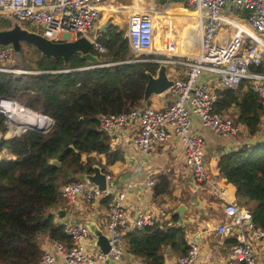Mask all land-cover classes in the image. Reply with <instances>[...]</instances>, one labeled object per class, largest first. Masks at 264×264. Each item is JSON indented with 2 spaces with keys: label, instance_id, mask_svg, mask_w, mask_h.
Returning a JSON list of instances; mask_svg holds the SVG:
<instances>
[{
  "label": "built area",
  "instance_id": "built-area-1",
  "mask_svg": "<svg viewBox=\"0 0 264 264\" xmlns=\"http://www.w3.org/2000/svg\"><path fill=\"white\" fill-rule=\"evenodd\" d=\"M107 0H0V20L9 15L30 32L55 41L76 40L86 37L91 42L92 52H108L102 37L110 23H102V5ZM196 14L201 27V50L199 55L178 56L169 60L131 59L129 62H165L168 65L184 66L181 78H174V84L165 92L172 95L162 108L145 104L122 113H102L99 116V130L110 140L121 134L130 125H137V132L130 144L148 155L151 151L168 142L172 133L178 135L184 144V159L194 181L222 199L225 221L216 228L219 235H235L237 242L225 261L219 264H258L256 243L264 247V230L254 225L252 212L229 198L224 186L205 155L204 140L193 130V118L215 134L236 141L235 148L251 145L237 140L243 124L230 110L216 111L219 92L224 89L237 90L243 83L251 86L264 105V0H182ZM154 5L145 11L132 12L128 18L127 37L134 54H151L156 33L153 13ZM229 12H234L236 18ZM39 29L40 31H36ZM97 53H95V52ZM14 55L12 45H0V72L15 73L6 63ZM99 57V56H98ZM161 60V61H160ZM115 62L101 63L96 67H107ZM91 67V66H90ZM212 79L219 87L211 88ZM14 98L1 97L0 107ZM5 114L7 130L12 122ZM51 127L46 130L50 131ZM24 132V131H23ZM112 176L108 174V181ZM115 192L110 186L106 191L86 180L66 183L61 187V197L71 204L78 198L87 203L109 200L107 235L111 251L99 250L93 254L92 233L83 223L67 221L64 231L68 241L53 240L52 250L43 251L38 264H146L135 257L128 261L125 246L127 232L159 225L156 216L141 212L133 219L127 206L129 190ZM201 234L186 239L188 252L176 264H216L200 261ZM58 258L62 260L60 263ZM218 264V263H217Z\"/></svg>",
  "mask_w": 264,
  "mask_h": 264
},
{
  "label": "trees",
  "instance_id": "trees-1",
  "mask_svg": "<svg viewBox=\"0 0 264 264\" xmlns=\"http://www.w3.org/2000/svg\"><path fill=\"white\" fill-rule=\"evenodd\" d=\"M0 24L4 25L1 29L13 27L7 19L0 20ZM102 40L108 52L101 63L116 64L78 70L93 64L77 53L71 56L69 65L62 58L42 56L36 67H28L43 73L0 72V98H23L27 107L55 122L48 132L28 129L6 139V117L0 116V153L7 151L15 157L0 160V264H38L43 253L39 241L42 234L68 241L65 225L56 221L61 187L78 181L80 174L93 172L96 163L105 171L104 157L107 165L122 159L112 150L109 136L99 130L98 118L102 113L116 114L144 106L147 72H155L159 63L129 62L135 56L127 30L117 24L109 26ZM164 57L143 55L141 59ZM61 70L65 72L47 73ZM258 70L264 71V67ZM219 94L216 111L235 107L239 111L237 121L250 134L259 132L264 105L251 86L243 83L237 90L228 88ZM21 130H10L9 134ZM51 159L60 164L50 163ZM217 169L226 182L237 188V202L251 210L255 227L264 230V140L222 155ZM164 190L163 186L156 188L158 194ZM125 246L127 255L141 258L146 264H165L168 247L181 256L189 249L186 231L179 225L129 231Z\"/></svg>",
  "mask_w": 264,
  "mask_h": 264
},
{
  "label": "crops",
  "instance_id": "crops-1",
  "mask_svg": "<svg viewBox=\"0 0 264 264\" xmlns=\"http://www.w3.org/2000/svg\"><path fill=\"white\" fill-rule=\"evenodd\" d=\"M173 2L184 4L182 0H174ZM146 3L145 0H107L101 7L104 16H102V23L117 24L122 28L125 26L127 28L128 18L132 12L145 11L152 5L156 9L155 11L158 10L154 2H150V5ZM167 7L169 8V5ZM168 8L164 7L166 14H169ZM119 12H122V14L117 15L115 19L111 18ZM183 15V18L193 22L191 14ZM193 15L197 20V24L185 26L177 40V55L179 56L199 52L201 42L200 25L196 15L194 13ZM179 18L182 17L177 15V22L181 25L178 21ZM171 98L172 95L163 93L159 96H153L148 104L153 107L162 108ZM229 110L237 117L239 116L237 108H230ZM193 121L194 132L204 140L208 164L212 167L220 182L227 187L229 198L237 200V188L234 184L226 182L220 176L217 169V163L221 156L235 149L236 141L215 134L210 129L204 127L197 117H194ZM136 132L137 125L132 124L126 130H123L121 134L111 139L112 150L122 155L121 160L111 165L106 164V157L103 159L106 165L105 172L112 176L110 182H113V186L109 184L111 190L118 192L124 190L129 184H132L126 203L132 219L141 212L147 211L156 216L159 225L162 227H172L174 225L184 227L186 239L200 233V261L216 264L225 261L233 245L232 240L234 241L236 238L235 235H219L216 231L218 225L225 221V202L194 181L193 175L184 159V144L182 139L175 133H172L168 142L157 147L148 155H143L140 150L130 144V140ZM4 138L7 139L9 137H6L4 134ZM237 140L241 144L249 143L250 145L264 140V119L259 132L253 135L243 125L241 134ZM2 158L12 159L15 157L4 151L0 153V160ZM115 180L119 181V189L115 186ZM161 186L165 190L163 193L158 194L156 188ZM76 203V207L80 211L77 216L69 215L68 210L59 206L56 208L55 213L58 209H65L67 215L65 218H60L56 213V221L59 224H64L67 221L83 224L85 222H93L107 235L109 203L106 200L87 203L82 198H78ZM180 205H185L186 207L183 214L178 212ZM176 214H178L177 217ZM90 231L94 238V247H97L98 251L101 250L96 245L97 236L91 229ZM39 241L43 251L53 249L52 239L48 234L40 235ZM91 246L90 244V250ZM169 248L171 249V247L166 249L165 264H176L181 255L173 252L172 249L168 251ZM256 256L258 264H264V247L260 243H256ZM126 258L130 261L135 257L126 255ZM58 261L62 262L60 258H58ZM104 264H112V262L107 261Z\"/></svg>",
  "mask_w": 264,
  "mask_h": 264
},
{
  "label": "water",
  "instance_id": "water-1",
  "mask_svg": "<svg viewBox=\"0 0 264 264\" xmlns=\"http://www.w3.org/2000/svg\"><path fill=\"white\" fill-rule=\"evenodd\" d=\"M27 43L32 45L37 50H39L43 56L48 58H62L66 65H69L72 55L80 53L87 61L92 63L91 67L80 68L78 70L90 69L94 66L101 64L100 57L95 55L91 50V42L86 37H80L76 40L55 42L49 40L38 33L30 32L27 29L22 28L20 23L16 22L13 27L8 29H0V45H12L14 48V55L19 58L23 54V45ZM157 62V61H152ZM169 65L165 62H160L157 70L155 72L148 71V81L144 91L143 103L148 104L151 98L155 95H160L167 92L171 86L174 84V79L168 73ZM65 72L61 71H49L47 73H58ZM21 73H43L42 71H23ZM43 116L50 118L52 120V125L54 126V120L45 114ZM38 130L34 128H27ZM24 130V131H26ZM41 132H46L45 130H38ZM15 135L7 139H12L20 136ZM50 163L59 165L60 162L57 159H51ZM78 180H86L87 182L96 185L100 190L106 191L109 184L113 186V182L108 181V174L103 171V168L99 164L93 165V172L80 174ZM185 205H180L178 207V212L183 214L185 211ZM57 215L60 218H65L67 211L65 209H58ZM85 224L94 232L97 236L96 245L102 250L103 253L108 254L111 251V245L109 236L106 235L96 224L93 222H85ZM168 251H171L169 248Z\"/></svg>",
  "mask_w": 264,
  "mask_h": 264
},
{
  "label": "rangeland",
  "instance_id": "rangeland-1",
  "mask_svg": "<svg viewBox=\"0 0 264 264\" xmlns=\"http://www.w3.org/2000/svg\"><path fill=\"white\" fill-rule=\"evenodd\" d=\"M145 1L147 2L146 3L147 5H150L151 4L150 2H154L156 4V8L158 9L154 13L155 20H156V26H157L156 32H157V36H158L157 41H156V47L154 49V52H156V54L155 53L154 54H134L132 51L131 52L135 56V59L143 58V55H165L164 59H161V60L175 59L177 57L176 56L177 55V47H178L177 40L180 37L181 31H183V28L187 25L197 24V22H196L197 20H196L195 16L193 15V11L191 9H189L185 4L177 3V2L172 3V0H165L166 2H163L162 0H145ZM134 3H136V1H134ZM147 5H144V6H147ZM167 5H169V8L167 7ZM164 7L168 8L167 10L169 11L170 15L166 14V9H164ZM229 13L232 15V17L236 18V14L234 12H229ZM120 14H122V12L114 14V16H112L111 18L115 19V17L117 15L119 16ZM183 14H186V15L191 14V16L193 17V22H190L186 18H183V16H184ZM177 15L182 17V18L178 19V21L180 22V24L182 26L179 25V23L177 22V19H176ZM12 17L13 16L9 15L8 17H6L3 20L7 19L9 22H11L14 25L17 22V20H15ZM117 19L119 20V18H117ZM120 24H122V23H120ZM3 26L4 25L0 24V29ZM122 29H125V31L127 30L126 26L123 27ZM35 30L40 31L39 29H35ZM104 55L105 54H98L101 61L105 59ZM42 56H43L42 53L39 50H37L35 47L29 46V45H24V50H23L22 56L19 58L12 56L11 60H9L6 63V65L8 66V68L15 70L16 74H20L23 71H34V70H28V67H30V68L36 67L37 63L40 61ZM11 73H13V72H11ZM168 73L171 77L181 78L182 75L185 73V67L184 66H177V65H169ZM210 86H211V88H217V87H219V82L215 81V79H212L210 82ZM155 96H159V95H155ZM13 98H14V100L20 102L22 105L27 107L23 103L24 102L23 98H20V97H13ZM233 108H235V107H233ZM233 114L234 113H231V116H233ZM2 115L5 116V114H2ZM6 115H7V113H6ZM52 127H53V125L51 126V129H52ZM115 186L117 187V189H119V181L118 180H115ZM60 206H62L66 210H68L69 215L77 216L80 213L79 209H77V207H76L77 203L71 204L63 198H61ZM244 207H246V206H244ZM102 227L104 228V226H102ZM52 241H53V239H52ZM91 251L93 254L98 253V248L94 247V242H92ZM139 259H141V258H139ZM141 260H143V259H141Z\"/></svg>",
  "mask_w": 264,
  "mask_h": 264
},
{
  "label": "bare ground",
  "instance_id": "bare-ground-1",
  "mask_svg": "<svg viewBox=\"0 0 264 264\" xmlns=\"http://www.w3.org/2000/svg\"><path fill=\"white\" fill-rule=\"evenodd\" d=\"M101 10H102V8H101ZM102 16H103V12H102ZM153 17H154V15H153ZM101 21H102V19H101ZM155 22H156V20H155ZM200 33H201V27H200ZM156 41H157V32L155 33L154 44H153L151 54H154V53L156 54V52H154V49L156 47ZM200 50H201V42H200V46H199V52L191 54V55H199ZM0 111L7 113L8 116L11 117V119H12V122L10 124L9 129L5 133L6 137H12L15 135H19L24 130H26L27 128H34V129L46 131L48 128H50L52 126V120L50 118L43 116L41 113H38V112L32 110L31 108L25 107L24 105H22L20 102H18L16 100L10 101L5 106L0 107ZM20 129H23V130H21L19 132H15L12 135L9 134L10 130L11 131H18Z\"/></svg>",
  "mask_w": 264,
  "mask_h": 264
}]
</instances>
